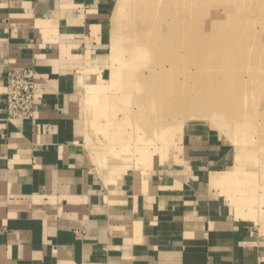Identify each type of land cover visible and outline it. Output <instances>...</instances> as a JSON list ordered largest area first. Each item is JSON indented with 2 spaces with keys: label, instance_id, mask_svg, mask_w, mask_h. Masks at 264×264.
Segmentation results:
<instances>
[{
  "label": "crops",
  "instance_id": "1",
  "mask_svg": "<svg viewBox=\"0 0 264 264\" xmlns=\"http://www.w3.org/2000/svg\"><path fill=\"white\" fill-rule=\"evenodd\" d=\"M112 2L0 0V264H264L225 156L101 163L87 99L110 77ZM10 68L35 74L32 119L8 118Z\"/></svg>",
  "mask_w": 264,
  "mask_h": 264
},
{
  "label": "rangeland",
  "instance_id": "2",
  "mask_svg": "<svg viewBox=\"0 0 264 264\" xmlns=\"http://www.w3.org/2000/svg\"><path fill=\"white\" fill-rule=\"evenodd\" d=\"M107 25L110 77L86 97L101 163L225 156L227 198L264 234V0H113Z\"/></svg>",
  "mask_w": 264,
  "mask_h": 264
},
{
  "label": "built area",
  "instance_id": "3",
  "mask_svg": "<svg viewBox=\"0 0 264 264\" xmlns=\"http://www.w3.org/2000/svg\"><path fill=\"white\" fill-rule=\"evenodd\" d=\"M36 77L30 68L7 72L6 110L10 119H32L36 112Z\"/></svg>",
  "mask_w": 264,
  "mask_h": 264
},
{
  "label": "bare ground",
  "instance_id": "4",
  "mask_svg": "<svg viewBox=\"0 0 264 264\" xmlns=\"http://www.w3.org/2000/svg\"><path fill=\"white\" fill-rule=\"evenodd\" d=\"M196 100H197V99H196ZM199 101H200V99H199ZM192 102H193V101H192ZM195 102L197 103V101H195ZM199 103H200V102L197 103V104H198L197 109H198V108H201L200 106H201L202 103H201V104H199ZM187 105H189V104H187ZM195 106H196V105H195ZM189 109H190V108H189ZM191 109H192L191 111H195V110H196V108H194V107L191 108ZM192 113H193V112H192ZM186 115H188V113H186Z\"/></svg>",
  "mask_w": 264,
  "mask_h": 264
}]
</instances>
